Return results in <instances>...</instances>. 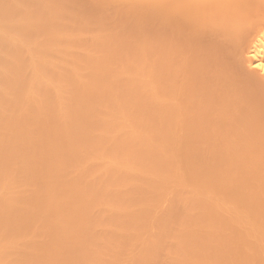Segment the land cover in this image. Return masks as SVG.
<instances>
[{"label":"bare ground","instance_id":"bare-ground-1","mask_svg":"<svg viewBox=\"0 0 264 264\" xmlns=\"http://www.w3.org/2000/svg\"><path fill=\"white\" fill-rule=\"evenodd\" d=\"M0 264H264V0H0Z\"/></svg>","mask_w":264,"mask_h":264}]
</instances>
